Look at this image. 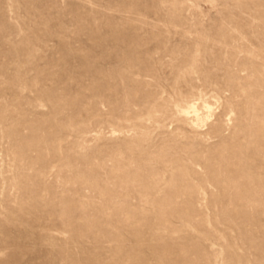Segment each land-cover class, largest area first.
Returning <instances> with one entry per match:
<instances>
[{"label": "rangeland", "instance_id": "obj_1", "mask_svg": "<svg viewBox=\"0 0 264 264\" xmlns=\"http://www.w3.org/2000/svg\"><path fill=\"white\" fill-rule=\"evenodd\" d=\"M0 264H264V0H0Z\"/></svg>", "mask_w": 264, "mask_h": 264}]
</instances>
